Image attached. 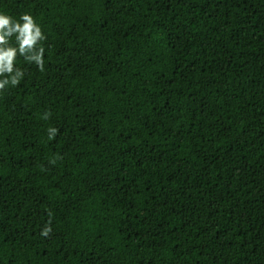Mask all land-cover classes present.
Instances as JSON below:
<instances>
[{"label":"trees","instance_id":"obj_1","mask_svg":"<svg viewBox=\"0 0 264 264\" xmlns=\"http://www.w3.org/2000/svg\"><path fill=\"white\" fill-rule=\"evenodd\" d=\"M0 13L46 37L0 91V264H264V0Z\"/></svg>","mask_w":264,"mask_h":264},{"label":"clouds","instance_id":"obj_2","mask_svg":"<svg viewBox=\"0 0 264 264\" xmlns=\"http://www.w3.org/2000/svg\"><path fill=\"white\" fill-rule=\"evenodd\" d=\"M15 36V46L10 43ZM46 37L41 27L36 23L30 14H23L19 21L11 16L0 13V91L6 85L16 86L24 76V72L15 67L17 56H23L27 61L37 65L40 71H44V48L37 45ZM49 113H45V119L49 118ZM58 129L50 128L49 139H53L58 133ZM51 232L50 227L42 231V235L47 236Z\"/></svg>","mask_w":264,"mask_h":264}]
</instances>
